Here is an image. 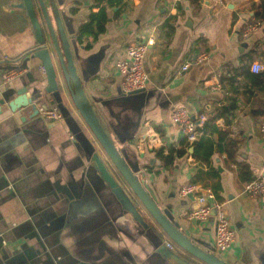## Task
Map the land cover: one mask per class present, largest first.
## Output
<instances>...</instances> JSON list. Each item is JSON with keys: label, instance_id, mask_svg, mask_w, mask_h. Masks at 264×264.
Returning <instances> with one entry per match:
<instances>
[{"label": "crops", "instance_id": "0c3cea01", "mask_svg": "<svg viewBox=\"0 0 264 264\" xmlns=\"http://www.w3.org/2000/svg\"><path fill=\"white\" fill-rule=\"evenodd\" d=\"M66 1L68 11H76L70 13L77 18L76 31L90 14L106 11L102 33L78 41L73 37L79 72L109 122L134 130V145H144L146 180L160 203L171 205L190 237L214 248V218L189 220L188 213L199 203L179 196L185 184L195 185L198 194L211 191L215 200L209 202L223 205L236 235L231 248L217 254L230 264H264V196L244 193L249 181L239 171L245 167L250 182L264 178L259 134L264 73L250 70L253 63L264 65V0ZM252 24L257 29L246 36L245 28ZM149 38L154 45L144 61L145 91L123 99L115 62L128 44ZM34 44L20 1L0 0V99L5 101L0 113V264H168L92 168L84 140L99 149L70 104L81 130L76 135L67 120L43 118V101H48L43 94L35 109H8L18 92L46 87L37 60L27 61L18 73L5 63ZM200 54L207 60L196 64ZM174 108L185 109L199 127L215 124L227 134L225 139L238 142L232 159L219 151L220 134L206 133L195 147L197 155L190 148L173 167L164 168L154 150L167 152L184 140L170 120Z\"/></svg>", "mask_w": 264, "mask_h": 264}, {"label": "water", "instance_id": "95a60500", "mask_svg": "<svg viewBox=\"0 0 264 264\" xmlns=\"http://www.w3.org/2000/svg\"><path fill=\"white\" fill-rule=\"evenodd\" d=\"M18 1L30 21L35 44L19 58L6 60L5 63L15 66L12 69L18 73L26 68L27 61L37 60L46 87L42 91L18 92L15 98L8 101V109L12 113L30 107L35 109V100L43 94L48 97V101H43L42 111L54 104L62 119L72 124L76 135L81 130L68 108L70 104L99 149L97 152L89 141L82 136L77 137L90 147L87 154L92 168L157 254L168 264H230L209 244L190 237L181 228L171 205L160 203L146 180L144 145H134V130L123 129L109 122L96 101L86 92L72 44L77 18L65 7L67 1L36 0L44 26L37 15L34 0ZM22 61L25 62L21 64ZM4 85L8 87V83ZM144 91L124 94L121 90L120 94L121 98L128 99ZM4 104L5 101L0 99V113ZM193 197L192 194L188 195V198Z\"/></svg>", "mask_w": 264, "mask_h": 264}, {"label": "built area", "instance_id": "2783aa9c", "mask_svg": "<svg viewBox=\"0 0 264 264\" xmlns=\"http://www.w3.org/2000/svg\"><path fill=\"white\" fill-rule=\"evenodd\" d=\"M256 29V24L247 25L244 33L248 36ZM153 45V38H149L146 42L130 43L125 47L122 56L116 60L115 69L121 77V90L124 94H129L146 88L148 75L144 68V61L149 46ZM206 60L207 55L200 54L196 58V64H201ZM188 67L189 65L186 64L181 70L186 71ZM250 70L253 74L264 73V65L261 63H253ZM5 82H9V78ZM42 116L49 122L62 120V115L58 111L57 107H50L48 110L43 111ZM170 120L172 123L177 124L180 127L182 135L189 144L197 142L202 136V133L198 132L199 125L192 120L191 116L185 109H172ZM259 134L264 141V123L259 126ZM244 193L248 194V196L252 198L264 196V178L260 180L255 179L246 184L244 187ZM190 194L196 198L199 206L188 213V219L201 221L213 217L215 225V252L221 254L227 251L234 244L236 235L230 226L229 219L223 205L217 201L210 203V200H215L213 193L208 191L206 194H198L197 187L193 184H185L179 190V196L181 198H187Z\"/></svg>", "mask_w": 264, "mask_h": 264}, {"label": "trees", "instance_id": "16d2710c", "mask_svg": "<svg viewBox=\"0 0 264 264\" xmlns=\"http://www.w3.org/2000/svg\"><path fill=\"white\" fill-rule=\"evenodd\" d=\"M124 0H113L112 3L116 5H120L123 3ZM111 3V2H109ZM262 7L264 9V2L262 3ZM70 13L75 15L76 11L70 9ZM107 22V15L104 8H101L100 11L96 14H90L89 18L86 23H84L78 30L76 31L74 37L75 39L81 40L85 36H91L94 35L96 32L102 33L105 29V24ZM90 46H88L89 48ZM258 75V74H256ZM233 107L229 108L227 110V115L229 116L231 112L233 111ZM233 116V115H232ZM226 122H230L229 120ZM198 132L202 133V136L199 140H201L206 133L215 134L219 133L221 136V144L219 147L220 153H225L227 156L232 159L233 154L238 151L240 144L236 141H233L231 139H225L226 133H222L220 129H218L215 124L205 123L201 127H198ZM197 141L193 144H189L187 140L184 138L180 142V145L178 147H172L167 152H165V148H160L157 150H154L156 159L161 163V165L164 168L173 167L174 162L176 159L183 158L188 155L189 149H194L193 155H197V152L195 150V147L198 146V144L201 141ZM240 175L243 179H247V181L250 182L252 180V177H246L245 174L247 172L245 171V167H239ZM215 190V189H213ZM215 192V191H214Z\"/></svg>", "mask_w": 264, "mask_h": 264}, {"label": "rangeland", "instance_id": "374dc122", "mask_svg": "<svg viewBox=\"0 0 264 264\" xmlns=\"http://www.w3.org/2000/svg\"><path fill=\"white\" fill-rule=\"evenodd\" d=\"M46 4H47V6H48V3H47V1H46Z\"/></svg>", "mask_w": 264, "mask_h": 264}]
</instances>
